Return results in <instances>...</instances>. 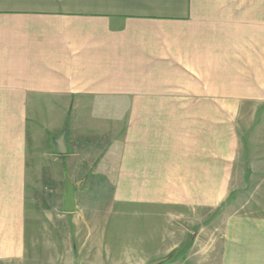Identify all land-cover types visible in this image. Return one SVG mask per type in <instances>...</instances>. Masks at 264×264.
I'll return each mask as SVG.
<instances>
[{
  "label": "crops",
  "instance_id": "crops-1",
  "mask_svg": "<svg viewBox=\"0 0 264 264\" xmlns=\"http://www.w3.org/2000/svg\"><path fill=\"white\" fill-rule=\"evenodd\" d=\"M263 105L264 0H0V264H31L35 188L58 170L104 179L123 213L158 225L115 253L64 208L79 248L56 264L168 256L182 243L175 224L163 236L172 206L203 224L159 264H264V219L204 223L245 183L243 133ZM61 134L64 154L51 151Z\"/></svg>",
  "mask_w": 264,
  "mask_h": 264
},
{
  "label": "rangeland",
  "instance_id": "rangeland-1",
  "mask_svg": "<svg viewBox=\"0 0 264 264\" xmlns=\"http://www.w3.org/2000/svg\"><path fill=\"white\" fill-rule=\"evenodd\" d=\"M258 113L264 115V105L260 106ZM243 139L247 150L245 166L236 169L235 174L245 183L231 186L230 193L219 206L205 208V224L210 220H214L213 224H222L223 220L231 214H244L250 218L264 219V117L253 122V125L243 133ZM55 141H51V151L57 149ZM45 147V143L40 145L42 151L46 149ZM47 155L46 153L45 158L48 157ZM58 173L59 170L55 174V180L43 179L41 180L43 183L38 182L35 188L34 242L29 254L31 264H56L63 259L56 255L57 252L63 254L65 250L71 251L72 249L77 252L79 248L77 239L69 237V229L73 230L75 222L68 221L62 216L58 217L59 211L64 210L66 181L68 180L63 170L60 172V177ZM78 180L79 184H76L73 190V200L75 208L81 214L79 222L97 224L102 239L113 245L115 253H121L122 246L136 247L145 242H152L149 232L158 225L157 217L146 214L138 215L137 212L123 213L126 207L121 201L113 199L115 186L101 183L104 179L86 178L82 180L75 175L71 183H76ZM166 208L172 212L162 217L163 236L171 234L164 233V227L175 224L179 230L177 238L182 240L180 247L171 251L168 256L179 257L192 243L195 232L203 224L204 217L190 216V214L188 216L186 213L192 210L178 206ZM217 214H219L218 217ZM44 229L46 231L43 232ZM85 247L89 248L88 245ZM116 257L121 259L119 254Z\"/></svg>",
  "mask_w": 264,
  "mask_h": 264
},
{
  "label": "water",
  "instance_id": "water-1",
  "mask_svg": "<svg viewBox=\"0 0 264 264\" xmlns=\"http://www.w3.org/2000/svg\"><path fill=\"white\" fill-rule=\"evenodd\" d=\"M56 145H57V152L59 154H64L66 152V144L64 141V136L61 134L58 138H56ZM76 184H79L76 182L75 184L71 183L69 180L66 181V193L64 197V208L67 212H71L75 210L74 206V200H73V190ZM168 258V256L160 257L154 260H151L144 264H159L163 261H165Z\"/></svg>",
  "mask_w": 264,
  "mask_h": 264
},
{
  "label": "trees",
  "instance_id": "trees-1",
  "mask_svg": "<svg viewBox=\"0 0 264 264\" xmlns=\"http://www.w3.org/2000/svg\"><path fill=\"white\" fill-rule=\"evenodd\" d=\"M173 253V252H172ZM171 257V256H170Z\"/></svg>",
  "mask_w": 264,
  "mask_h": 264
}]
</instances>
